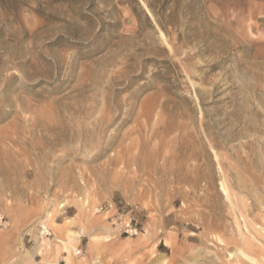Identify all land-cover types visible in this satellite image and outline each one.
<instances>
[{
    "label": "rangeland",
    "instance_id": "rangeland-1",
    "mask_svg": "<svg viewBox=\"0 0 264 264\" xmlns=\"http://www.w3.org/2000/svg\"><path fill=\"white\" fill-rule=\"evenodd\" d=\"M0 258L264 264V0H0Z\"/></svg>",
    "mask_w": 264,
    "mask_h": 264
},
{
    "label": "built area",
    "instance_id": "built-area-1",
    "mask_svg": "<svg viewBox=\"0 0 264 264\" xmlns=\"http://www.w3.org/2000/svg\"><path fill=\"white\" fill-rule=\"evenodd\" d=\"M102 209H103V207H102V206H99L98 208L95 209V211H96L97 213H99L100 211H102ZM133 231H134L133 234L136 233L135 230H133ZM124 232H125V233H129L130 235H132V232L129 231V230H124Z\"/></svg>",
    "mask_w": 264,
    "mask_h": 264
},
{
    "label": "bare ground",
    "instance_id": "bare-ground-1",
    "mask_svg": "<svg viewBox=\"0 0 264 264\" xmlns=\"http://www.w3.org/2000/svg\"><path fill=\"white\" fill-rule=\"evenodd\" d=\"M221 191H222V193L224 194V196L226 197V198H229L228 197V194H227V191H226V189L224 188V186L222 187V189H221ZM60 207H63V205H60ZM49 214V213H48ZM48 214H47V216H48ZM238 254V253H237ZM232 256V255H231ZM244 260V259H243ZM68 261V260H67ZM238 264H241V263H238Z\"/></svg>",
    "mask_w": 264,
    "mask_h": 264
},
{
    "label": "crops",
    "instance_id": "crops-1",
    "mask_svg": "<svg viewBox=\"0 0 264 264\" xmlns=\"http://www.w3.org/2000/svg\"><path fill=\"white\" fill-rule=\"evenodd\" d=\"M2 262H3V259H2V258H0V264H2Z\"/></svg>",
    "mask_w": 264,
    "mask_h": 264
}]
</instances>
